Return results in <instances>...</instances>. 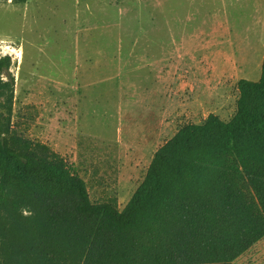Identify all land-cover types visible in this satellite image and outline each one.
Listing matches in <instances>:
<instances>
[{"label": "rangeland", "instance_id": "rangeland-1", "mask_svg": "<svg viewBox=\"0 0 264 264\" xmlns=\"http://www.w3.org/2000/svg\"><path fill=\"white\" fill-rule=\"evenodd\" d=\"M4 56L0 127L123 210L159 148L210 114L230 121L239 80L261 78L264 0H0ZM234 264H264V238Z\"/></svg>", "mask_w": 264, "mask_h": 264}, {"label": "trees", "instance_id": "trees-1", "mask_svg": "<svg viewBox=\"0 0 264 264\" xmlns=\"http://www.w3.org/2000/svg\"><path fill=\"white\" fill-rule=\"evenodd\" d=\"M10 67L0 57L8 100ZM238 90L230 121L210 114L157 150L123 210L92 203L60 154L2 124L0 264H234L264 238V59Z\"/></svg>", "mask_w": 264, "mask_h": 264}]
</instances>
